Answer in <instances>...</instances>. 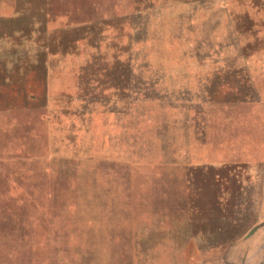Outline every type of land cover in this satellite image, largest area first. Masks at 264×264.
<instances>
[{
    "label": "rangeland",
    "instance_id": "obj_1",
    "mask_svg": "<svg viewBox=\"0 0 264 264\" xmlns=\"http://www.w3.org/2000/svg\"><path fill=\"white\" fill-rule=\"evenodd\" d=\"M0 264H264V0H0Z\"/></svg>",
    "mask_w": 264,
    "mask_h": 264
},
{
    "label": "water",
    "instance_id": "obj_2",
    "mask_svg": "<svg viewBox=\"0 0 264 264\" xmlns=\"http://www.w3.org/2000/svg\"><path fill=\"white\" fill-rule=\"evenodd\" d=\"M46 65V64H45Z\"/></svg>",
    "mask_w": 264,
    "mask_h": 264
}]
</instances>
